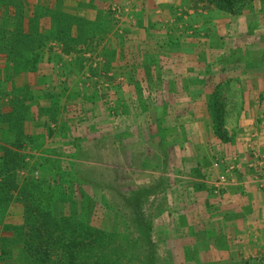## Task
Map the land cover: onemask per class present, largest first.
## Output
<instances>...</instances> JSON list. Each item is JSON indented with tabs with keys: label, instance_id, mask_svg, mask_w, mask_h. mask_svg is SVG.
Here are the masks:
<instances>
[{
	"label": "rangeland",
	"instance_id": "374dc122",
	"mask_svg": "<svg viewBox=\"0 0 264 264\" xmlns=\"http://www.w3.org/2000/svg\"><path fill=\"white\" fill-rule=\"evenodd\" d=\"M40 1L0 37V264L71 262L49 229L74 264H207V149L254 140L264 0Z\"/></svg>",
	"mask_w": 264,
	"mask_h": 264
},
{
	"label": "crops",
	"instance_id": "0c3cea01",
	"mask_svg": "<svg viewBox=\"0 0 264 264\" xmlns=\"http://www.w3.org/2000/svg\"><path fill=\"white\" fill-rule=\"evenodd\" d=\"M2 1L4 10L0 9V26L5 28L0 30V37H3L2 42H9L4 36L6 28L13 34L16 32L17 19L22 12H31L33 0ZM136 14L141 17L140 12ZM25 16L26 13L22 25L27 26ZM10 42L14 43V40ZM6 55L0 52V63L3 64ZM255 114L250 118L246 113L242 115L245 130L247 128L244 135L252 134L253 142L239 139L230 146V152L215 148L209 153L207 149V158L215 154L213 159H226L215 167L210 179L207 178V245L204 247L207 249V264H264V113L258 110ZM215 143L219 144L218 141ZM232 164L234 166L229 167ZM257 168L262 171L260 179L254 175ZM222 173L227 175L226 181L219 180ZM214 178L217 183H213Z\"/></svg>",
	"mask_w": 264,
	"mask_h": 264
},
{
	"label": "trees",
	"instance_id": "16d2710c",
	"mask_svg": "<svg viewBox=\"0 0 264 264\" xmlns=\"http://www.w3.org/2000/svg\"><path fill=\"white\" fill-rule=\"evenodd\" d=\"M213 3L218 4L221 7H227L229 10H231L232 12L235 11V5L236 2L240 1V0H210ZM46 214V213H45ZM50 219H52L50 217ZM49 234V236L47 237V240L49 242H59V244L66 248L68 250V255H69V259L71 260V262H67V264H74V260L76 261L77 259V254L75 252V249L78 244L76 243V241L73 239L69 240V242L66 241V237L62 236L61 233L57 236V239L53 238V232L49 229V233H47V235ZM53 238V239H52ZM62 242V243H61Z\"/></svg>",
	"mask_w": 264,
	"mask_h": 264
},
{
	"label": "built area",
	"instance_id": "2783aa9c",
	"mask_svg": "<svg viewBox=\"0 0 264 264\" xmlns=\"http://www.w3.org/2000/svg\"><path fill=\"white\" fill-rule=\"evenodd\" d=\"M223 161H224V159H222V158L216 160L215 163H214V167H216V168L219 167ZM231 166H234V165L232 164L229 167H231ZM261 172L262 171L259 168H257L255 173H254L255 177L260 179L261 178ZM219 180L220 181H226L227 180V175L225 173L220 174ZM262 188L264 189V181H262Z\"/></svg>",
	"mask_w": 264,
	"mask_h": 264
}]
</instances>
